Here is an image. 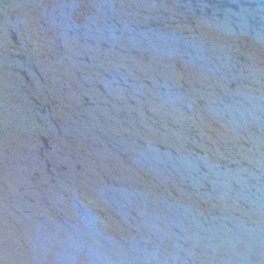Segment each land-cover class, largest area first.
<instances>
[{"label": "water", "instance_id": "95a60500", "mask_svg": "<svg viewBox=\"0 0 264 264\" xmlns=\"http://www.w3.org/2000/svg\"><path fill=\"white\" fill-rule=\"evenodd\" d=\"M0 264H264V0H0Z\"/></svg>", "mask_w": 264, "mask_h": 264}]
</instances>
